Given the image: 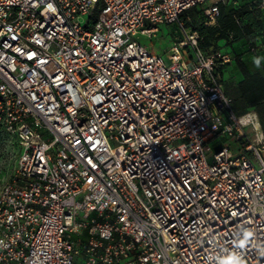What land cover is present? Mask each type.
Listing matches in <instances>:
<instances>
[{
	"label": "built area",
	"instance_id": "built-area-1",
	"mask_svg": "<svg viewBox=\"0 0 264 264\" xmlns=\"http://www.w3.org/2000/svg\"><path fill=\"white\" fill-rule=\"evenodd\" d=\"M207 1L0 0V132L18 148L0 264H264L259 117L225 92L232 56L180 19L201 6L215 25ZM171 24L165 63L141 38Z\"/></svg>",
	"mask_w": 264,
	"mask_h": 264
},
{
	"label": "trees",
	"instance_id": "trees-1",
	"mask_svg": "<svg viewBox=\"0 0 264 264\" xmlns=\"http://www.w3.org/2000/svg\"><path fill=\"white\" fill-rule=\"evenodd\" d=\"M263 1L252 0L249 5L240 8H233L224 2H218V16L215 25L206 24L208 19L201 6L191 7L180 16V19L185 22L186 27L200 34L202 49L213 47L211 40L217 43L246 38L249 42V51L254 53L261 46L260 38L264 37V7H261ZM233 16L237 18V22ZM213 48L218 49L219 47L214 45ZM251 48H254V51H251ZM227 52L232 56L241 75V79L232 92L225 90L233 100V110L237 116L254 110L259 117L264 135V70L262 68L252 69L246 62L240 61L238 56L234 57L231 51Z\"/></svg>",
	"mask_w": 264,
	"mask_h": 264
},
{
	"label": "rangeland",
	"instance_id": "rangeland-1",
	"mask_svg": "<svg viewBox=\"0 0 264 264\" xmlns=\"http://www.w3.org/2000/svg\"><path fill=\"white\" fill-rule=\"evenodd\" d=\"M219 0H209L204 5L203 8L210 7L214 5L215 2ZM225 4L232 6L233 8H240L244 5H249L252 0H222ZM251 36V35H250ZM175 38H181V34L176 26V24H171L169 26H158V31L151 35L150 38L143 37L141 38V42L144 45H149L155 54L161 55L163 61L165 63L168 62L169 57V49L172 45V42ZM264 37H261L259 41H261V46L257 48L256 52L251 53L249 51V42L246 38L238 39L236 41L228 42V41H219L214 43L211 40V46H217L226 51H231V53L235 56L239 57L240 61L246 62L248 66L252 69L262 68L264 70ZM214 43V44H213ZM259 60V67L256 66L255 60ZM241 79L240 72L233 62V64L226 70L224 87L227 91H233L237 82ZM225 91V92H226ZM225 145H228L229 142H225ZM215 144H212L213 147ZM215 147V146H214ZM214 149V148H212ZM214 152V151H212ZM264 157V151L261 153ZM18 157V148L14 141L12 135L6 132H0V179H7L10 174L13 172L16 160ZM210 163V162H209Z\"/></svg>",
	"mask_w": 264,
	"mask_h": 264
},
{
	"label": "clouds",
	"instance_id": "clouds-1",
	"mask_svg": "<svg viewBox=\"0 0 264 264\" xmlns=\"http://www.w3.org/2000/svg\"><path fill=\"white\" fill-rule=\"evenodd\" d=\"M48 10L55 11V8L50 4V5H48ZM255 64L257 67H259V60L258 59L255 60Z\"/></svg>",
	"mask_w": 264,
	"mask_h": 264
},
{
	"label": "crops",
	"instance_id": "crops-1",
	"mask_svg": "<svg viewBox=\"0 0 264 264\" xmlns=\"http://www.w3.org/2000/svg\"><path fill=\"white\" fill-rule=\"evenodd\" d=\"M146 46H147V45H146ZM147 47H149V49H151V51L154 52L153 49H152L149 45H148ZM154 53H155V52H154Z\"/></svg>",
	"mask_w": 264,
	"mask_h": 264
}]
</instances>
